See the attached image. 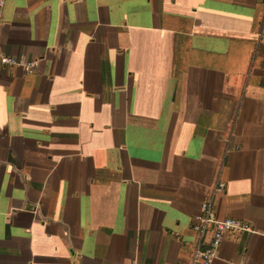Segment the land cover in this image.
Here are the masks:
<instances>
[{
  "label": "crops",
  "instance_id": "0c3cea01",
  "mask_svg": "<svg viewBox=\"0 0 264 264\" xmlns=\"http://www.w3.org/2000/svg\"><path fill=\"white\" fill-rule=\"evenodd\" d=\"M0 55V264H190L219 177L264 264V0H5Z\"/></svg>",
  "mask_w": 264,
  "mask_h": 264
},
{
  "label": "built area",
  "instance_id": "2783aa9c",
  "mask_svg": "<svg viewBox=\"0 0 264 264\" xmlns=\"http://www.w3.org/2000/svg\"><path fill=\"white\" fill-rule=\"evenodd\" d=\"M5 0H0V8ZM4 67H23L27 74L33 75L39 66V61L24 63L17 58L0 55ZM227 185L219 177L207 198L201 205L198 215L194 218V229L197 233V243L190 264H213L218 258L219 249L226 237L233 232L243 231L253 233L251 225L237 219H220L217 215L215 202L218 196L225 193ZM211 238L208 239L209 233Z\"/></svg>",
  "mask_w": 264,
  "mask_h": 264
}]
</instances>
